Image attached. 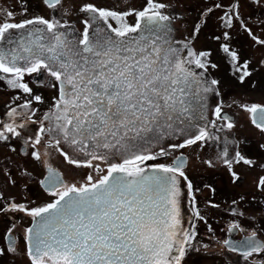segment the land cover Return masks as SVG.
Masks as SVG:
<instances>
[{"label": "snow or ice", "instance_id": "snow-or-ice-1", "mask_svg": "<svg viewBox=\"0 0 264 264\" xmlns=\"http://www.w3.org/2000/svg\"><path fill=\"white\" fill-rule=\"evenodd\" d=\"M40 2L49 9L61 4V0ZM252 3L264 8V0ZM165 7L158 0H147L142 10L117 12L85 3L80 8L86 15L79 39L71 38L75 32L71 24L43 16L0 24V80L7 79L12 89L29 97L18 105L27 111L10 109L7 115L12 122L0 125V140L7 141L8 134L20 137L17 129L26 125L16 117L30 119L35 115L33 101L44 102L25 77L46 74L51 78L48 87L55 88L57 96L44 116L48 127L42 125L39 131L51 136L58 150L63 142L85 157L77 160L61 150L69 164L90 168L96 174H89L87 182L77 186L65 184L59 173L49 169L47 191L54 197L51 202L32 209L9 205L10 210L26 212L33 218V226L26 230L30 264H183L192 249L196 232L185 230L180 219L179 178L187 181L189 193L192 190L183 171L185 161L177 156L171 165H143L171 155L169 149L198 144L203 147L210 139H220L209 131L217 125L206 120L201 95L215 91L213 86L218 81L202 79L193 68L195 65L207 72L209 67H216L206 63L209 53H196L188 43L175 46L180 42L170 38L171 21L162 11ZM214 8L225 6L217 3L208 8V13ZM129 16L135 17L134 24L128 22ZM220 19L229 29L234 21L240 22L249 37L264 46V39L242 21L239 0L229 5ZM11 30H22V35L13 39ZM198 32L196 27L194 35ZM223 38L230 40L229 32L225 31ZM221 47L235 66L238 53L226 43ZM247 68L245 62L235 69H244L241 82L250 75ZM245 110L264 132V105ZM214 115L227 119L221 117L219 106ZM196 116L206 123L194 124ZM233 126L227 124L228 129ZM166 135L184 139L151 151V145ZM40 143L37 136L33 147ZM32 155L40 159L39 152ZM117 155L119 163L114 162ZM241 161L253 163L238 151L234 157L229 156L227 148L222 152L221 163L230 172L233 163ZM207 163L214 166L211 160ZM232 175L239 179L234 172ZM258 187L264 188V177ZM196 215L203 219L198 212ZM255 236L253 232L243 245L241 254L245 257L264 252V242ZM9 250L14 252L15 248ZM230 250L235 246L230 245Z\"/></svg>", "mask_w": 264, "mask_h": 264}, {"label": "flooded vegetation", "instance_id": "flooded-vegetation-1", "mask_svg": "<svg viewBox=\"0 0 264 264\" xmlns=\"http://www.w3.org/2000/svg\"><path fill=\"white\" fill-rule=\"evenodd\" d=\"M134 2L135 0H61L60 5L49 9L40 0H0V24L19 23L43 16L71 24L75 28V32L70 34L71 38L79 39L83 30L81 21L86 15L80 8L85 3L95 4L99 8H104V5H116L117 8L113 7L112 10L121 12L118 10L120 5H132ZM8 13H12V16L9 17ZM170 21L169 27L173 32L175 29L171 18ZM128 22L134 24L135 17ZM112 23L115 27V22ZM11 32L13 39L22 35V30ZM172 40L174 41L173 37ZM178 42L180 43L175 45L177 47L186 43L185 40ZM245 42L244 40L242 50H247L248 56H251L252 49H247ZM238 58L237 67L248 63L247 71L250 75L244 77L243 82L239 77L244 69L236 73L235 70L232 73L225 70L226 76L230 78V85L226 84V87L222 88V82L218 81V84L213 86L215 91L201 92L206 120L215 121L217 125L216 128H209V131L220 139H210L203 147L198 144L182 149H169L171 155L167 156L166 160L160 159L161 163L171 165L174 157H182L185 161L183 171L192 184L189 193L187 181L179 178L181 226L185 230L196 232L192 249L185 256L183 264H264V252L253 253L247 257L241 254L243 245L253 232L256 233L257 241L264 242V188L258 187L259 179L264 177V132L252 123V114L245 110L253 105H264V57L258 62L259 65L254 64L251 57L250 60H243L238 55ZM216 66L221 72L220 61ZM193 68L202 74V79L212 80L208 71L204 72L195 65ZM221 77L224 78L222 75ZM50 80L46 74L25 77V82L35 93L42 95L44 102L33 101L35 115L30 119L16 117L26 125L23 129H17L21 133L20 137L8 134L10 138L7 141L0 140V264H30L26 230L31 227L33 218L26 212L10 210L9 205H23L32 209L51 202L54 197L47 191L48 183L45 182L49 169L59 173L67 184L68 178H64L60 170L63 163L62 144L58 150L55 140L39 131L42 125L48 127L44 116L57 96V90L48 87ZM37 81L44 83L41 85ZM27 99L29 97L24 93L12 89L7 79L0 80V125L12 122L7 115L11 108H16L18 113L27 111L18 107ZM217 106L221 108V117L227 119L215 117L214 109ZM229 122L234 125L231 129L227 128ZM193 123L203 126L206 121L196 116ZM37 136L41 138V143L33 147ZM183 139V136L171 137L167 145L182 143ZM225 148L230 157H234L238 151L243 157L251 160L252 165L242 161L233 163L230 172L228 167L221 163ZM33 152H39V160L34 158ZM209 160L214 166H209ZM65 164L70 165L68 162ZM70 172L71 176H67L69 179L76 175V170ZM232 172L239 179H234ZM197 212L203 219L197 217ZM230 245H234L235 250H230ZM10 247H14L15 251H10Z\"/></svg>", "mask_w": 264, "mask_h": 264}, {"label": "rangeland", "instance_id": "rangeland-1", "mask_svg": "<svg viewBox=\"0 0 264 264\" xmlns=\"http://www.w3.org/2000/svg\"><path fill=\"white\" fill-rule=\"evenodd\" d=\"M147 0H135L134 4L129 5L125 3L120 5L121 12L132 10H142L146 6ZM163 3L166 7L162 10L164 14L169 15L172 19V25L174 31H171V39L174 41L185 40L196 53L207 52L210 55L207 57L206 63L209 65H217L220 61L221 72L219 67H209L208 72L211 79L222 82V88L226 87V84L230 85L231 81L226 76V71L232 73L237 67L234 66L231 58L222 50V44H228L232 51H235L242 57L243 60L253 59V63L256 64L261 62L264 57V46L256 44L250 37L247 38L248 33L245 32L240 25V22L234 21L232 28H226L222 25L221 16L227 7L235 2V0H158ZM220 3L225 6L223 9H215L208 13V8L213 7L215 4ZM108 6V7H106ZM116 5H104L105 9L112 10ZM117 8V7H116ZM239 13L242 21L251 29V31L258 36L260 39H264V8L256 6L252 3V0H239ZM79 17L81 16L79 12ZM134 16H129L128 21L133 20ZM131 23V22H129ZM199 27V32L194 35V29ZM227 31L231 37L230 40H224L223 33ZM220 37V39H216ZM239 37V39H238ZM247 49H252V55L248 56L247 50H242L244 46V40ZM241 50V51H239ZM248 56V57H246ZM253 56V57H252ZM226 62V64H225ZM259 65V63H258ZM219 69V70H218ZM218 70V71H217ZM226 70V71H225ZM237 71L235 70V73ZM221 75L224 77L222 78ZM210 80V79H209ZM171 140V136H165V138L159 143H153L151 145V151H158L159 147L167 146L168 141ZM62 149L69 155H73L72 158L77 160H84L85 157L77 152H74L68 145L63 144ZM160 159L166 160L167 157H161ZM147 161L143 166L151 165L154 163H161V161ZM68 162L63 156V163L61 165V174L67 179V184H75L80 186L87 182L86 178L89 174H95L92 169L87 167H78L77 165L70 164L66 166ZM114 162H121L119 155L115 158ZM94 164L100 163L99 161H93ZM76 166V169H75ZM101 167L106 165L101 164ZM76 175L72 176L71 179L67 176H71L70 171H75Z\"/></svg>", "mask_w": 264, "mask_h": 264}, {"label": "water", "instance_id": "water-1", "mask_svg": "<svg viewBox=\"0 0 264 264\" xmlns=\"http://www.w3.org/2000/svg\"><path fill=\"white\" fill-rule=\"evenodd\" d=\"M49 174H47L46 178H45V182L48 183V180H47V177H48ZM33 226V222L31 224V227Z\"/></svg>", "mask_w": 264, "mask_h": 264}]
</instances>
